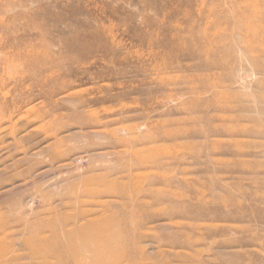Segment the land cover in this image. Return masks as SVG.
Instances as JSON below:
<instances>
[{
	"label": "rangeland",
	"instance_id": "rangeland-1",
	"mask_svg": "<svg viewBox=\"0 0 264 264\" xmlns=\"http://www.w3.org/2000/svg\"><path fill=\"white\" fill-rule=\"evenodd\" d=\"M0 264H264V0H0Z\"/></svg>",
	"mask_w": 264,
	"mask_h": 264
},
{
	"label": "bare ground",
	"instance_id": "bare-ground-1",
	"mask_svg": "<svg viewBox=\"0 0 264 264\" xmlns=\"http://www.w3.org/2000/svg\"><path fill=\"white\" fill-rule=\"evenodd\" d=\"M146 223H147V222H146ZM123 230H124V229H123ZM124 231H127V230H124ZM123 234H124V233H123ZM124 235H125V234H124ZM124 235H123V236H124ZM132 236H133V235H132ZM135 236H136V235H135ZM136 238H137V237H136ZM51 239H52V238H51ZM136 240H137V239H136ZM125 241H126V240H125ZM42 242H43V241H42ZM40 243H41V241H40ZM126 243H127V242H126ZM126 243H125V244H126ZM91 244H92V243H91ZM67 245H68V244H67ZM68 250H69V248H68ZM52 251H53V250H52ZM55 251H56V250H55ZM62 252H63V251H62ZM62 258H64L63 254H62ZM126 258H127V256H126Z\"/></svg>",
	"mask_w": 264,
	"mask_h": 264
}]
</instances>
